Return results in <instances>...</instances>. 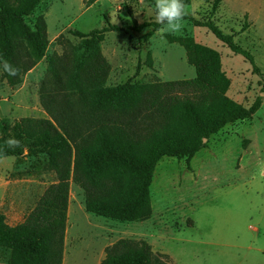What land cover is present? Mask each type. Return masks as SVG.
<instances>
[{"label":"trees","instance_id":"trees-1","mask_svg":"<svg viewBox=\"0 0 264 264\" xmlns=\"http://www.w3.org/2000/svg\"><path fill=\"white\" fill-rule=\"evenodd\" d=\"M94 0H88L92 3ZM221 0H214L211 13ZM42 0H0L1 79L14 89L44 56L46 24L34 16ZM191 0H182L185 7ZM30 19L31 21H27ZM190 19L207 28L259 76L252 55L234 43L212 21ZM163 25H139L147 41ZM247 25L244 24L241 31ZM116 29V27H112ZM107 31L75 32L61 55L48 58L39 102L47 118L22 117L0 126V159L21 156L46 159L55 180L24 221L9 226L0 213V250L5 264H62L70 184L77 186L87 213L118 223L143 222L151 215L150 186L163 157L189 162L206 141L225 126L251 119L262 105L257 96L248 107L226 96L229 80L219 53L189 37H168L186 53L195 76L189 80L130 83L105 87L110 66L100 44ZM9 67L6 68L5 65ZM147 64L151 66L150 55ZM15 69V74H10ZM99 264H169L141 239H118L104 249Z\"/></svg>","mask_w":264,"mask_h":264},{"label":"rangeland","instance_id":"rangeland-1","mask_svg":"<svg viewBox=\"0 0 264 264\" xmlns=\"http://www.w3.org/2000/svg\"><path fill=\"white\" fill-rule=\"evenodd\" d=\"M87 1L42 0L30 19L43 17L48 47L45 56L23 76L18 87L9 88L1 79L0 71V106H9L11 95L16 93L20 107L9 116L0 113V126L12 125L22 117H48L39 102L48 58L52 54L61 55L66 42L77 44L79 39L74 36L75 32L86 34L107 29L100 44L101 53L110 66L105 87L126 82L194 78V68L188 65L185 50L178 43H170L168 37H189L195 43L216 50L221 69L230 82L226 96L243 107L250 106L261 96L262 105L251 119L227 125L211 136L205 141L206 148L189 162L161 158L155 167L150 195L153 203L162 200L164 209L171 207L163 211L162 218L175 222L176 228L179 225L181 235L213 242L245 236L260 250L251 251L244 264H264L261 78L253 74L250 63L242 56L232 53L207 28L195 26L190 19H183L182 28L176 32L168 31L163 25L144 41L142 37L150 28L141 31L136 28L142 23L157 22L156 0H94L90 4ZM213 2L191 0L184 8L185 16L200 22L210 20L223 33L232 35L234 43L252 55L264 75V0H221L211 13ZM244 24L247 26L241 31ZM148 54L151 66L147 64ZM54 180L55 175L46 170V159L42 155L0 159V213L5 214L6 222L13 226L21 223ZM193 187L202 189L194 192ZM68 202L63 264H99L107 246L128 237L127 224L87 213L82 192L72 183ZM198 202L203 205H194ZM190 220L196 222V226L186 228L184 225L189 226ZM232 230L238 234L233 235ZM8 255L7 251L0 250V260Z\"/></svg>","mask_w":264,"mask_h":264},{"label":"crops","instance_id":"crops-1","mask_svg":"<svg viewBox=\"0 0 264 264\" xmlns=\"http://www.w3.org/2000/svg\"><path fill=\"white\" fill-rule=\"evenodd\" d=\"M9 100L11 101L9 106L5 105V108L0 106V110L1 108H3L0 112L2 116H6L5 114L9 116L10 114L16 112V110L20 109L18 105L19 103H16V93L11 95V98ZM153 177H154V172H153ZM153 177H152V181H153ZM173 177L176 178V176ZM193 189L195 192L202 188L193 187ZM161 203L162 200L155 201V203H153L150 195V205H151L150 217L143 222H133V223H124V224H127V228H128V232L126 233L128 236L126 237L127 239H141L146 241L151 247V251L156 254L165 255L167 257L169 264H244L245 262H247V259L250 256L251 251L258 252L260 250L258 248L256 249L253 246V243L245 239V236H243L244 239L243 237L237 236L236 238H233V240L231 241L227 239V241H221V242L193 239L190 237L183 236L178 232L180 228L179 225L176 228L174 227L176 224L175 222L169 223L163 220L162 216L165 214L163 211L171 209V207L170 208L165 207L164 209V207L161 206ZM198 203L199 204H194V203L193 204L201 205V206L203 205L201 202ZM163 205L165 204L163 203ZM67 212H68V208H67ZM3 215L5 216V214ZM5 221H6V216H5ZM183 223L184 220L181 221L179 224L181 225ZM7 224L9 226H13L10 223ZM194 225L196 226V222L191 221V224L189 226L187 225L184 226L187 228V227H193ZM66 227H67V223H66ZM231 233L233 235L238 234L234 230H232ZM64 259L65 258L63 252L62 264L64 263ZM0 264H5V262L3 260H0Z\"/></svg>","mask_w":264,"mask_h":264},{"label":"clouds","instance_id":"clouds-1","mask_svg":"<svg viewBox=\"0 0 264 264\" xmlns=\"http://www.w3.org/2000/svg\"><path fill=\"white\" fill-rule=\"evenodd\" d=\"M155 14L158 23L165 26L168 31L176 32L182 28L185 15L182 0H156ZM6 68L9 66L6 64ZM10 74H15V69H10Z\"/></svg>","mask_w":264,"mask_h":264},{"label":"water","instance_id":"water-1","mask_svg":"<svg viewBox=\"0 0 264 264\" xmlns=\"http://www.w3.org/2000/svg\"><path fill=\"white\" fill-rule=\"evenodd\" d=\"M206 140L204 139L203 142H205Z\"/></svg>","mask_w":264,"mask_h":264}]
</instances>
